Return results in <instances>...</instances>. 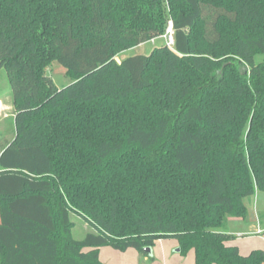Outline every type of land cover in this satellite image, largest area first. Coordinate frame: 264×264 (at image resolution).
Here are the masks:
<instances>
[{
  "label": "trees",
  "instance_id": "obj_1",
  "mask_svg": "<svg viewBox=\"0 0 264 264\" xmlns=\"http://www.w3.org/2000/svg\"><path fill=\"white\" fill-rule=\"evenodd\" d=\"M170 20L174 46L117 60ZM261 55L264 0H0L16 127L0 264H102L103 246L150 258L169 237L194 264H263L227 232L264 192ZM74 215L91 227L81 239Z\"/></svg>",
  "mask_w": 264,
  "mask_h": 264
},
{
  "label": "rangeland",
  "instance_id": "obj_2",
  "mask_svg": "<svg viewBox=\"0 0 264 264\" xmlns=\"http://www.w3.org/2000/svg\"><path fill=\"white\" fill-rule=\"evenodd\" d=\"M166 44L165 37H157L155 42L151 40L134 46L130 49L124 50L123 52L117 55V60L120 61L126 57L137 55V54H149L152 49L156 46H161ZM264 59V56H258L257 61H261ZM46 74L50 76L55 84L58 87H64L65 85L71 82V79L66 76V69L58 62H54L51 66L46 69ZM16 131L15 127V104H14V95L13 91L8 79V74L5 68L0 67V150L2 149L4 143L8 139H13ZM260 197H258V192L251 198L248 199V207L251 210V213L256 212L258 209L261 211V216L264 215V192L260 191ZM259 215V214H258ZM73 220L76 223V227L74 228V236L78 239H81L85 236L86 232L91 229L88 223H86L82 218L78 216H73ZM264 221V219H262ZM232 226L234 229L237 228V223L233 222ZM166 240L169 244L166 249V254L168 256V262L163 260V252L162 246L160 243L155 244L153 247L155 250L154 256H151L149 259V264H185L190 260H193L194 250L190 249L187 253L183 254L180 251H177L179 248V240L175 237L162 238ZM109 250L111 254H108L109 263H130L134 256L139 258L138 250L135 248H128L125 251L115 250L111 247ZM135 254V255H134ZM152 254V253H151ZM105 255V257H107ZM143 258V256H142ZM106 259V258H105ZM142 264L143 263L142 261Z\"/></svg>",
  "mask_w": 264,
  "mask_h": 264
},
{
  "label": "crops",
  "instance_id": "obj_3",
  "mask_svg": "<svg viewBox=\"0 0 264 264\" xmlns=\"http://www.w3.org/2000/svg\"><path fill=\"white\" fill-rule=\"evenodd\" d=\"M8 140H11V139H8ZM0 154H1V150H0ZM257 192H258V197H260L261 192L260 191H257ZM262 219H264V215L261 216V211L259 209L257 212L254 209V212L251 213L250 208H249L248 216L246 218H241V217L229 218L227 232L235 236V238L231 241V244L238 246L242 254L247 255L252 250H256V249L264 250V221ZM0 222H1V216H0ZM233 222L237 223L236 229H234V227L232 226ZM259 230H261V233H259ZM157 243H160V245L162 246V249H164L163 260H166V262H168L167 260L168 256L166 254V249L169 244L164 239H158L155 244ZM108 247L110 246H103L100 248V259H101L102 264H111L108 261V256H109L108 254H111L112 250H109L110 248ZM153 247H152V252H151L152 254L150 253L149 255L150 257L154 256V253H155V250ZM105 255L106 256L108 255V256L105 257ZM194 255H195V252H194ZM148 258L149 257L142 258V255L141 256L139 255V258H137V256H134L130 263L126 262L124 264H142V261L145 264H149ZM194 262H195V257L193 260H190L185 264H194ZM112 264H118V263H112Z\"/></svg>",
  "mask_w": 264,
  "mask_h": 264
},
{
  "label": "built area",
  "instance_id": "obj_4",
  "mask_svg": "<svg viewBox=\"0 0 264 264\" xmlns=\"http://www.w3.org/2000/svg\"><path fill=\"white\" fill-rule=\"evenodd\" d=\"M163 37H165L166 39V44L168 46H174V29H173V22L172 20L169 21V25L167 28L166 33L163 35ZM152 42H155V38L151 40ZM259 233H261V230H259Z\"/></svg>",
  "mask_w": 264,
  "mask_h": 264
},
{
  "label": "water",
  "instance_id": "obj_5",
  "mask_svg": "<svg viewBox=\"0 0 264 264\" xmlns=\"http://www.w3.org/2000/svg\"><path fill=\"white\" fill-rule=\"evenodd\" d=\"M146 250L151 253L152 252V247H148V248H146ZM177 251H180V248H178Z\"/></svg>",
  "mask_w": 264,
  "mask_h": 264
}]
</instances>
